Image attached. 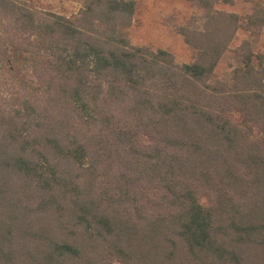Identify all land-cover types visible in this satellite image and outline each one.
Listing matches in <instances>:
<instances>
[{
    "label": "trees",
    "instance_id": "trees-1",
    "mask_svg": "<svg viewBox=\"0 0 264 264\" xmlns=\"http://www.w3.org/2000/svg\"><path fill=\"white\" fill-rule=\"evenodd\" d=\"M244 2L198 0L177 64L120 32L132 0L77 18L0 0V264H264V4ZM52 99L86 133L43 127Z\"/></svg>",
    "mask_w": 264,
    "mask_h": 264
},
{
    "label": "rangeland",
    "instance_id": "rangeland-1",
    "mask_svg": "<svg viewBox=\"0 0 264 264\" xmlns=\"http://www.w3.org/2000/svg\"><path fill=\"white\" fill-rule=\"evenodd\" d=\"M31 3L37 9L44 12L59 14L68 18H77L81 15L84 7L90 0H25ZM135 4L134 13L131 18V24L128 27L120 29L121 33L126 36L130 44L136 47H147L153 51L163 50L171 53L177 64L189 63L193 60L195 52L188 47L180 34L182 26L200 27L203 11L199 8L198 0H164L163 6L159 8L149 7L148 0H132ZM264 4V0H255ZM233 4L221 3L216 6L217 9L227 11L224 8L230 9L232 12L244 16L251 8L250 3L244 0H233ZM229 11V10H228ZM250 34L243 30H238L237 34L230 44V50H234L245 39H249ZM253 50L256 54H264V29L260 32V36L253 43ZM233 62V55L226 53L218 62L211 81L225 77L229 70V66ZM47 107L49 114L44 118V125H52V129L65 124L66 129L71 133L74 130L81 129L86 133V126H82L75 114L65 107L61 101L52 99V103L44 100L41 105ZM91 134L95 133L94 129ZM147 141L146 137H142ZM108 148L101 146V158H106ZM53 152H50V154ZM49 154V152H45ZM93 156V155H91ZM60 168L70 171L73 175L80 173L77 166H72L66 161H61ZM112 184V183H111ZM111 184L105 185V191L111 194ZM48 197V196H47ZM50 208V220L52 222L53 210L52 204Z\"/></svg>",
    "mask_w": 264,
    "mask_h": 264
},
{
    "label": "crops",
    "instance_id": "crops-1",
    "mask_svg": "<svg viewBox=\"0 0 264 264\" xmlns=\"http://www.w3.org/2000/svg\"><path fill=\"white\" fill-rule=\"evenodd\" d=\"M148 2L150 3L149 7L159 8V7L163 6L164 0H148ZM233 3L234 2L232 0V3L228 4V5L231 6ZM224 9L227 10L226 12L234 13L230 9H227V8H224Z\"/></svg>",
    "mask_w": 264,
    "mask_h": 264
}]
</instances>
